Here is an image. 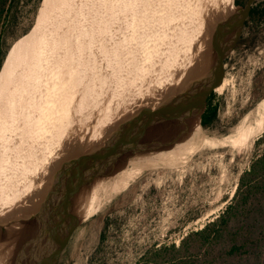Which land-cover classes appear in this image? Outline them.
Returning a JSON list of instances; mask_svg holds the SVG:
<instances>
[{"label":"rangeland","instance_id":"rangeland-1","mask_svg":"<svg viewBox=\"0 0 264 264\" xmlns=\"http://www.w3.org/2000/svg\"><path fill=\"white\" fill-rule=\"evenodd\" d=\"M60 1L64 8L62 9L71 12L67 19H72L71 23L76 29H82L87 24L85 20L90 19L92 35L95 34L96 15H105V23L106 15L110 13L111 8L113 9L115 3H121V0ZM130 1L132 3L125 7L123 13L116 12L121 19L115 26L112 25L113 29L111 27L110 30H114L117 26L120 34L121 28H125L123 21L128 19V15L141 7L145 1L147 2V0ZM259 1L255 0L254 3ZM51 3L52 0H20L13 9V17L6 25L3 37L4 55L0 66V128L3 123H11L16 132L20 131L19 137L6 135V148L12 149L10 157L13 155L15 157L21 152L22 161L26 160L23 158L26 154L29 158L28 153L33 150L30 153V161L27 160L29 164L34 165L37 164L35 161L41 160L42 156L45 157L44 152L47 155L50 132L38 133L35 138H30L33 125L36 124V130L41 128L52 111L62 107L68 92L67 87L63 88L61 85L63 79L67 78V74L64 76L65 69L63 72L60 66L46 64L45 70L43 69L40 75L37 72V65H43L44 62L38 63L41 55L39 53H48V41L55 31L56 15L54 11L50 13ZM197 5L195 17L190 12L192 6L188 7L184 15L188 19L186 28L191 21L208 12L212 0H198ZM261 5H264V1L258 3L255 9H259ZM262 13L255 14L254 19L250 20L251 23L244 30L249 33L247 47L239 46L233 53L227 52L221 70L216 75L214 82L224 78L225 81L222 82H225V85L221 90L214 86L210 90L212 105L216 107L213 125L204 133L194 130L190 137H221L242 122L243 116H247L245 119H251L260 113L255 108L264 102V9ZM65 17L61 19L65 21ZM182 27L183 25L176 28L175 34L177 31L179 33ZM175 34L166 35L164 38L166 43H163L166 49L163 52L152 53L148 61L143 63L144 55L141 56L140 53L136 55V62L146 67L145 72H148V77L150 76L151 79L174 68L169 78L171 81L175 73L183 68L186 59L191 57L196 40L198 38L200 40V37H195L183 48L181 40L183 37ZM68 35L67 31L63 32L61 41H66L67 38L68 42L73 43L74 37ZM114 35L115 32L112 36L113 43L122 40V35H119L118 39ZM142 43V40L137 42L139 47ZM156 46L160 49L162 45L156 43ZM99 54H95L98 61L102 57ZM100 64L97 62L99 71L95 67L96 72L101 74L99 79L102 75H107L103 67L104 63ZM32 69L36 70V77L31 79L29 77L32 75ZM102 69L104 72L101 71ZM21 86L22 90H20ZM20 92L23 94L21 98L18 97ZM105 92L103 93L106 97ZM14 99L18 101L15 105L16 115L10 120L11 115L9 116L8 111L12 102L16 101ZM29 128L30 132H28ZM27 134L29 139L24 140V145L21 142L22 145L19 146V138L22 137L23 140ZM32 141L34 143L31 144ZM3 150H0V161ZM24 150L29 152L25 153ZM263 152L264 133L246 147L201 149L180 157L173 166H155L143 170L138 177L132 179V182L127 180L116 196L109 198L112 193L110 191L101 198L103 206L96 212L86 213L85 219L73 230L64 248L60 264H149L152 249L161 245L177 246L189 232L201 229L205 223L216 218L233 198L241 174L247 171L253 159ZM138 157L132 158L125 166L124 170L127 173L130 171L128 174L134 171L135 160Z\"/></svg>","mask_w":264,"mask_h":264},{"label":"flooded vegetation","instance_id":"flooded-vegetation-1","mask_svg":"<svg viewBox=\"0 0 264 264\" xmlns=\"http://www.w3.org/2000/svg\"><path fill=\"white\" fill-rule=\"evenodd\" d=\"M186 1L187 0H182L183 3ZM254 1L255 0H252L250 4L249 11L244 18L240 34L236 42L228 52L233 53L239 46L247 47L249 33L245 32L244 30L251 23L250 20L254 19L255 14L258 15V11H261L259 14L261 15L264 9V5H261L259 9H255L258 3L263 2L264 0H260L258 3H254ZM165 2L166 3H164V0H157L153 5H151L146 10L147 12L144 14L146 15L144 19L138 20L136 28L133 27L131 30L126 32V36L123 39L127 40H123L125 42L122 43L123 48L120 49L122 51L117 52V50L115 53L112 52V57L110 56V59H113L112 66L115 70L111 75V79L113 80L112 85L108 88V90H106L108 94L106 98L108 99L104 104V109H110L109 104L112 101L111 96H113L114 102H116L118 99L122 102V105L119 107L121 110H119L118 113L113 111H111V113L106 110L105 113L103 112L104 110H100L99 108L102 107L101 104H97L95 107H93V109L86 114L80 123L81 129L75 132L72 136H69V140L65 143L66 147L62 148L59 152L58 158L60 157V159L54 160L56 161V165H52V162L48 164V167L44 169V172L41 170L42 172L38 176V181L31 183V189L22 193L23 195L20 196L17 204L11 208H7L4 210L3 214H1L3 217L1 218L0 216V264L47 263L55 258V253L57 250L59 253L57 264H60L64 248L67 246L68 241L72 236L73 230L77 227V224H81V222L85 219L86 213L89 214L90 208V211H92L93 207L95 206L97 211L98 208L103 206L101 198L105 197V195L109 193V189H114L120 180L119 178L125 172V170H123L125 168L124 166L127 164L126 160L124 159V153L113 157L110 162L107 161L106 163L98 164V167L96 168L97 174L93 181H90L87 184L77 188L74 192L67 194L68 190H64L66 184L64 180L65 175L62 174V172H65L67 165L62 166L60 164L62 163V159L66 158L67 154L69 153L71 156L77 157L79 154H82L86 151L85 148H87V150L94 149L103 143L106 144L107 142L118 138L119 132L116 131L118 121L120 119L122 121L128 117L124 114L130 112L129 106H131L133 102L131 99H133L135 96L133 95V98L132 96L129 98L131 94L129 93L130 88L131 90H138L137 87L139 84H142V82L146 80L150 81L148 72H145L146 67L143 64L136 62V55H139V53L141 56L144 55L142 59L143 63L150 59V47L145 48L149 52L145 50L134 52L133 50V48H140L137 44L138 41H143L141 44L142 46L145 43V39H149V37H147L148 21L146 20V17L149 20L160 17L164 10H167V13L170 14L172 7H174L176 3L181 2V0H177L176 3H170V0H166ZM247 2L248 0H232L231 3L233 9L236 11L240 8H243ZM164 5H166L167 8ZM60 25L61 28L64 27V25L58 23V27H60ZM210 26L212 27L211 22L201 27L196 31L191 39L200 37L203 29L207 33L210 32L213 28ZM141 27H143L142 34H140L139 31ZM202 44H204V40H200L199 46L196 44L197 47H194L193 49V55L195 56L191 55V57L186 59V61L183 63V68L175 73V76L171 79V81L169 78L172 75L174 68L170 70L167 85H164L156 92L150 93V98L155 100L151 99L148 102L142 101V105L140 104L141 102L137 104L139 107L136 105L134 108L133 106L134 110L136 111L137 109L138 111L141 109L153 111L159 110V117L155 118L153 121L146 122L144 131L135 135L136 138H134V140H137L140 144L139 146H142V148L139 149L138 152L134 150V156H140L139 151L147 150V148L149 150V148H152L150 146L153 145L159 147L160 150H173L178 145H180L181 142L187 140L194 130L197 131V125L201 127L202 133L209 130L213 125L214 120L210 123L205 121V114L209 109H211L212 106L210 105L212 98L211 93L209 92L205 100V108L201 113L199 120L195 119L194 111L190 112L191 101L188 100V97L184 94L186 89H188L187 82H191L194 76L197 75L198 68L200 66L198 54H200L202 51ZM128 52L129 54L124 57V54ZM107 58L108 56L106 55L104 61ZM224 58L222 64L224 62ZM172 65L173 64H171V66ZM168 82L171 83L168 84ZM71 83L74 84V82ZM62 108H64L63 104L62 107L58 108V110L55 109L54 124H57L56 126L54 125L55 127H59L58 124H60L59 119L61 117L60 111ZM99 110L101 113L98 115V117H96ZM56 117H58V119ZM102 117L106 118V122H100ZM131 119L133 118H130L126 122L128 126L131 123L133 124L134 119ZM91 125H95L94 129H89L93 128ZM123 126L127 127L126 125L122 124L120 129L124 130L125 127ZM57 130H59V128ZM87 130H90L88 134L86 132ZM98 131H101L104 134L99 135ZM135 132L138 133V130ZM89 135L90 137H93V139L95 137L98 139L94 145H88L86 147L82 146L81 148L76 146L77 144H74L76 140H81V143L79 144H87V140H91ZM147 135L150 137L144 138V136ZM160 139H162V141H160ZM68 143H70L69 146ZM127 146H129V144H127ZM132 158L127 159V161L129 162ZM68 162H71V160ZM90 194H95L94 205H91L87 210L85 208L86 202L84 197L88 195L90 196ZM80 198L84 199L80 201ZM84 209L85 214L80 217L79 221L74 220L78 219V213H82ZM62 244L63 249L60 251V246ZM10 257H12L14 260L10 259Z\"/></svg>","mask_w":264,"mask_h":264},{"label":"bare ground","instance_id":"bare-ground-1","mask_svg":"<svg viewBox=\"0 0 264 264\" xmlns=\"http://www.w3.org/2000/svg\"><path fill=\"white\" fill-rule=\"evenodd\" d=\"M129 1L126 2V0H121L120 4L115 3V6L113 7V9L112 8H111V10L109 9L110 13L106 15L107 21H105V23H104L105 15L104 16H103V14L96 15V17H95V34L93 33L94 35H92L90 33L91 27H90V19L89 18H88V20H85L86 21L85 23H87V24L82 29L81 28L76 29V26L72 25V23H71L72 19L71 20H68L69 18L67 19V17L70 16L71 12L68 13L67 11L63 10L64 8H63L62 2L60 0H52L50 13H52L54 11V14L56 15L55 16L56 17L55 18L56 19V25H54L55 31L53 33V36L51 35V39L48 41V53H46V54H43L42 52L39 53L41 55L39 56L40 58L38 59L39 60L38 63L40 64L43 61L45 63L43 62V65H39V66L37 65V72H39V75H40L41 71L43 69L45 70L44 65H46V64H48V65L52 64V66L56 65L57 67L60 66V69L62 71H63V69H65L66 72H65L64 76H66V74H67V78L63 79L64 82H62L61 85L63 88L67 87L68 92L66 94L65 101L64 102L62 101L64 108H62L60 111L61 117L59 119V121H60V124H58L59 127H55L57 124L56 125L54 124L55 109L48 116L47 122H45L42 127L40 126L41 128L37 127L38 129L36 130V126H35L36 124L34 123V125H33V128H32L33 133L29 136L30 138L31 137L35 138V136L38 133L41 134V133H44L45 131L50 132V137H49L50 138V140H49L50 144H48V146H47V149H48L47 155L43 151L44 152L43 155H45V157L42 156L43 159H42V157H41V160H39V161H35L34 159H32V161L34 160L37 163L36 165L31 164V163L29 164V162L27 160L30 158V153L33 152V150H31V148L29 149V150H31L30 153H28L29 152L28 150H26L28 152H26L24 150L25 153L29 154V158H27V154L25 157H23V158H26V160L23 159V161H22V157L20 159L21 152L18 155L15 154V155H17L15 157H13L14 155L12 157H10L12 149H10L9 147L6 148L5 142H6L7 138H5V137H7L6 135L19 137L20 131L16 132L15 129L12 127L11 123H7V124L3 123L2 124V128H0V150L1 149L3 150L4 148L5 149L1 152V161H0V216H1V214H3L4 210H6L7 208H11L15 204H17L18 199L20 198V196L23 195L22 193L31 189L30 185L32 182L38 181V176L40 175V173L42 171L44 172L45 168L48 167V164L51 162L52 157L56 158L57 155L59 154V152L61 151L60 148L62 147V143H63V148H64V143H66L69 140V136H72L75 132H77L81 129L80 123L82 122V120L84 119L86 114L90 110L93 109V107H95L97 104L98 105L101 104L102 107H99V108L101 110H104L103 112L108 110V108L104 109L105 108L104 104L106 103L108 98H106L104 96L103 92L108 90V88L111 87L112 82H113V80L111 79L112 78L111 75L113 74L115 69L112 66L113 65V63H112L113 59H110V56L112 57V52L115 53V51H117V50H118L117 52L122 51L120 49L123 48L122 43L125 42L123 40H127V39H123L126 36V32L131 30L133 27L136 28V26L138 24V20H140V19L143 20L144 17L142 15H144L147 12L146 10L151 5H153L157 0H150V1L147 0V2L145 1L141 7L133 10V12H131L130 15H128V19L123 21L125 24V28H121L120 31L122 34L118 33L119 28L117 26L114 30H110L112 25L115 26L117 22H120L121 18L117 16L116 12L117 11L119 13H120V11L124 12L125 7L128 6L130 3H132L131 1L130 2ZM165 1L166 0H164V3H166ZM170 1H171L170 3H174V2L176 3L177 2V0H175V1L170 0ZM192 1H193V3H191ZM150 2H151V4H150ZM231 2H232V0H212V5L210 6L211 8H209L208 12L207 13L205 12V14L203 16L198 17L196 20L194 19L193 21H191V24L189 25V27L186 28V22L188 19L185 18L186 16H184V15H185L188 7L192 6V9L190 10V12L195 17V13L197 12V9H198V5H197L198 0H187L185 3H183L181 0V2L176 3V5L174 7H172V11L170 12V14L167 13V10H164V12L162 13V15L160 17L153 18L152 20L151 19L147 20L148 21L147 37H149L148 40H150V41H148L146 39L144 41L145 43L140 48H133L134 52L143 51L146 47H150L149 48L150 52L147 49L145 50V51L149 52L150 54L158 53L160 51L163 52L166 49V46L163 44V43H166V41L164 39L165 36L169 35V34L171 36L174 35L176 32V28H179L182 25H183V27H182L183 29L180 30L179 33L177 31V34L179 36L181 35V37H183V39H181V40H182V46L184 47L191 40L192 36L196 33L197 30H199L201 27L208 24L209 22L213 21L211 19H214V18L219 19L223 15H225L228 11V6L231 4ZM89 4L91 5L93 3H89ZM164 6L166 7V5H164ZM48 7H50V5ZM71 7H72V5H71ZM60 9H61V11H60ZM100 11H102V10H100ZM98 13H100V12H98ZM139 14L141 15V17ZM63 16H66L65 21H63V19H61V17H63ZM131 17H133V18L131 19ZM183 22H184V24H183ZM58 23L64 25V27L61 28V25H60V27H58ZM81 26H82V24H81ZM112 29H113V27H112ZM142 30H143V27H141L139 29L140 34L143 33ZM66 31H67V34H69L68 37H71V36L74 37L75 41L74 42L72 41L73 43L68 42L67 38H66V41L65 40L63 42L61 41V39H60L61 35L63 34V32H66ZM51 32H52V29H51ZM114 32H115V35H114L115 38L118 39L120 37L119 35H122L121 36L122 40H120V41L116 40V42L113 43L114 41H113L112 36H113ZM177 34H175V35H177ZM205 37H207V35ZM161 40H162V42H161ZM156 43H159V45L160 44L162 45L160 49L156 46ZM94 50H95V52H94ZM97 53L98 54L100 53L99 55L102 56V57L99 56L101 58L100 61H102V63H104L103 64L104 66L103 65L102 66L104 67V70L106 69V71H107V72H105L107 75H102L101 76L102 78H100V79H99V75H101V74L96 72V70L98 69V71H99V68H100V67L98 68V66H97V62H99V64H100V61L96 60V57H95V54L98 55ZM60 54H61V56H60ZM128 54H129V52L124 54V57L127 56ZM106 55L108 56V58L104 61ZM122 63H123V61H122ZM32 70H33L32 71L33 73L31 72L32 75H31V77H29L31 79L33 77H36L35 76L36 70L35 69H32ZM51 70H53V69H51ZM101 71H103V69ZM169 72H170V70L168 72L167 71L164 72V74L155 75L154 79L150 78V81L146 80V81L142 82V84H139V86L137 87L138 90H131V88H130L129 93H131V94H130L129 98H131V96L133 98V95H135L134 98L131 99V100H133V102L131 104L132 108H133V106L136 107V105L140 102H141L140 104L142 105V101L148 102L149 100L153 99V98H150V93L156 92L158 89H161L164 85H167ZM52 75H53V73H52ZM29 78H27V79H29ZM222 81H225V79L221 78L220 80H218V82H213V86L215 88H217L218 90L223 89L225 82H222ZM56 82H57V80H56ZM71 82H74V84H72ZM30 83H32V82H30ZM70 83H71V85H70ZM28 86H30V85L28 84ZM229 86H231V85H229ZM23 88H25V87H23ZM20 90H22V86H21ZM26 90L27 89H25V91ZM20 93H19L18 97L23 95L22 93L21 94ZM105 93L107 94V92H105ZM26 95H27V93H26ZM122 96H123V94H122ZM18 97L16 99H18ZM20 98H19V101H20ZM16 99H14V100H16ZM113 99H114V97L111 96L112 101L110 100L111 101L109 104L110 109L108 111L109 112L113 111V112L118 113L119 110H121V109H119V107H120V105H122V102L119 99L116 102H114ZM63 100H64V98H63ZM153 100H155V99H153ZM17 104H18L17 100L13 101L12 105H11V109H9V111H8L9 116L11 115L10 120H12L13 119L12 117L14 115H16L15 113H16L17 107H15V105H17ZM131 106H129V111L133 110L131 108ZM137 106L139 107V105H137ZM255 109L257 111L259 110L260 113L258 115H256L255 117H253L251 119H245L247 116L246 115L243 116L241 118V119H243L242 122L236 124L228 134H225L221 137L214 138V137L192 136V137H189L187 140H184L183 142H181L180 145H178L175 149H173L171 151L170 150H168V151L160 150L159 147H156L155 145L152 144L153 146H150L152 148H149L151 153L143 154V155L139 156L136 159V163L134 164V166H135L134 171L131 170L132 172L130 174H128L130 171H128V173H127V171L125 170V172L119 178L120 180L118 181V183L116 184L114 189L109 190V193L111 191L113 194L111 193L110 196H108V197L112 198L113 196H116L122 190V188H123V186L127 180L132 182V179L138 177L143 170L150 169V168H153L155 166H173V165L177 164V161L180 160V157L186 156L187 154H189L191 152L201 150V149H206V148L207 149H215V148L228 147V148L234 149V148H238V147H246L251 142H253L254 139H256L258 136H260L261 134L264 133V102H262L261 105L258 104ZM191 111H192V109L190 110V112ZM43 118H44V116H43ZM56 118L58 119V117H56ZM39 119H41V118H39ZM173 119H175V118H173ZM28 121H30V120H28ZM59 121H58V123H59ZM100 122L101 123L106 122V118L102 117L100 119ZM169 125H171V124H169ZM58 128H59V130H57ZM27 129H28V127H27ZM30 130L31 129L29 128L28 132H30ZM170 130H171V128H170ZM28 132L26 131V133H28ZM24 135H25V133H24ZM27 136H28V134L25 136V139H23V140H22V137L19 138V142H18L19 146L22 145L21 142H23V145H24V140L29 139V137H27ZM149 137H150L149 135L144 136V138H149ZM64 140H65V142H64ZM158 140H159V138H158ZM160 141H162V139H160ZM32 143H34V142L32 141L31 144ZM35 149H37V148H35ZM147 150H148V148H147ZM25 153H23V154H25ZM34 154H35V152H34ZM31 155H33V154H31ZM29 161H30V159H29ZM53 162H55V161H53ZM38 164H40V165H38ZM180 164H182V163H180ZM52 165H54V164H52ZM130 165H131V163H130ZM41 169H42V171H41ZM162 174H164V173H162ZM160 176H163V175H160ZM161 181H163V179ZM20 183H22L23 185ZM84 198H85V202H86L85 208L88 210V208L91 205H94L95 194H90V196L88 195V196H85ZM84 198H80L79 200L82 201ZM90 209H89V214L96 212L95 206L93 207L92 211H90ZM78 214H79L77 216L78 219H74V220L79 221L80 217H82L85 214V209L82 211V213L79 212ZM2 217L3 216H1V218ZM4 259H6V258H4ZM10 259H12V257H10ZM12 260H14V259H12Z\"/></svg>","mask_w":264,"mask_h":264},{"label":"trees","instance_id":"trees-1","mask_svg":"<svg viewBox=\"0 0 264 264\" xmlns=\"http://www.w3.org/2000/svg\"><path fill=\"white\" fill-rule=\"evenodd\" d=\"M19 1L0 0V66L5 28ZM215 116L212 105L205 121ZM150 259L149 264H264V152L241 174L233 198L216 218L189 232L177 246L152 249Z\"/></svg>","mask_w":264,"mask_h":264},{"label":"water","instance_id":"water-1","mask_svg":"<svg viewBox=\"0 0 264 264\" xmlns=\"http://www.w3.org/2000/svg\"><path fill=\"white\" fill-rule=\"evenodd\" d=\"M251 2L252 0H248L247 4L243 8H240L236 11L233 9L231 3L228 6V11L225 15H223L219 19H211L213 20L211 21L213 27L211 31L207 33L203 29V32L200 35V40H204V44H202V51L200 54H198L200 66L198 68L197 75L194 76L191 82H187L188 89H186L184 93L185 96L188 97V100L191 101V109L195 113L194 116L196 120H199V117L205 108V100L210 92V89L213 86V82L216 79L218 71L221 70L223 58L225 57L226 53L230 50V48H232L240 34L242 23L249 11ZM206 35L207 37H205ZM197 40L196 44L198 43L197 45L199 46L200 40L199 38ZM193 49L194 48H192L191 51L192 56H195L193 55ZM134 108L133 110H130V112H128L127 114H124L128 117L125 116V119H123L122 121L120 119L118 121L116 127V131L119 132L118 138H115L110 142H107L106 144L103 143L94 149L87 150V148H85L86 151L82 154H79L77 157H73L69 153L67 154L66 158L62 159V163L60 165H67L65 172H62V174L65 175L64 180L66 184L64 190H68L67 194H70V192H74L80 186L87 184L90 181H93L97 174L96 168L98 167V164L106 163L107 161L110 162L113 157L122 153L125 154L124 159L126 160V163H128L127 159L135 157L133 154L134 150L138 152V150L142 148V146H139V142L137 140H134V138H136L135 135L140 134L144 131V128L146 127V122L153 121L155 118L159 117V110H157L158 112L147 109H141L139 111H136L134 110ZM100 113V111L97 112L96 117H98ZM130 118H133L134 120L131 119L133 120V124L131 123L128 126L126 122ZM122 124L127 126H123L125 127L124 130L120 129V126ZM94 126L95 125L92 126L93 128L89 129H94ZM136 130H138V133L135 132ZM89 131L90 130L86 131L87 134ZM197 131L202 133L201 127L199 125H197ZM98 133L99 135L104 134L101 131H98ZM89 138H91V140L88 139L87 144H79L81 143V140H76L74 144H77L76 146L82 148V146L86 147L88 145H94V143L98 141L96 137L93 139V137H90L89 135ZM69 144L70 143H68V146ZM127 144H129V146H127ZM65 145L66 144L64 143V147H66ZM62 148L63 143L60 149ZM139 152L140 156L143 154L151 153L150 150H141ZM58 156L59 154L56 158L52 157L51 162H53L55 159L59 160L60 157L58 158ZM67 160H71V162H68ZM55 162H53L54 165H56ZM126 165L127 164H125V166ZM62 249L63 244L60 246V251ZM58 254L59 253L57 250L55 253V258H53L52 261L41 264H57Z\"/></svg>","mask_w":264,"mask_h":264}]
</instances>
